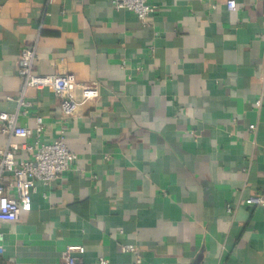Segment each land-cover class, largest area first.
Wrapping results in <instances>:
<instances>
[{
    "label": "crops",
    "instance_id": "crops-1",
    "mask_svg": "<svg viewBox=\"0 0 264 264\" xmlns=\"http://www.w3.org/2000/svg\"><path fill=\"white\" fill-rule=\"evenodd\" d=\"M236 1L149 0L142 23L109 0H0V112L16 110L37 39L36 73L99 88L67 121L71 171L0 219V264H61L68 245L82 264H264V205L244 204L264 195V0ZM27 99L18 125L41 116L52 141L58 98Z\"/></svg>",
    "mask_w": 264,
    "mask_h": 264
},
{
    "label": "built area",
    "instance_id": "built-area-1",
    "mask_svg": "<svg viewBox=\"0 0 264 264\" xmlns=\"http://www.w3.org/2000/svg\"><path fill=\"white\" fill-rule=\"evenodd\" d=\"M109 1L118 10L124 9L135 13L142 23H146L159 9L149 0ZM225 1L229 10L237 9L236 0ZM37 47L38 39L33 45L24 47L21 51L17 66L18 73L23 79L22 89L17 97H8L16 101V110L0 112V134L8 137L6 146L0 150V219L3 221H18L22 211L31 210L32 194L38 181L52 185L58 178L71 171L77 155L70 150L66 142L67 121L77 115L82 101H94L99 97L96 83H79L71 73L48 75L36 73ZM29 89L37 91L49 89L59 100L62 118L57 127V134L50 142H45L41 138L46 127L43 117L38 116L33 127L18 125L19 116L26 115L32 106L27 99ZM257 104L260 106L261 100ZM14 137L33 140L15 143L12 140ZM18 150L24 153L22 158L16 156ZM244 204L248 207L264 205V195L249 197ZM228 210L233 211L231 206H228ZM2 240L3 236L0 233V242ZM120 249L124 253H135L137 246L125 243ZM83 252L82 245H68L62 253L61 264H82L77 254ZM99 262L106 264L108 261L102 256Z\"/></svg>",
    "mask_w": 264,
    "mask_h": 264
}]
</instances>
